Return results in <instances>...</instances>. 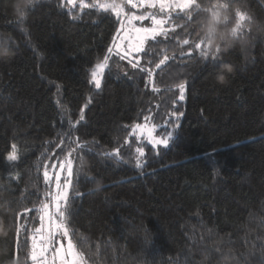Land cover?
I'll use <instances>...</instances> for the list:
<instances>
[{"label":"trees","instance_id":"trees-1","mask_svg":"<svg viewBox=\"0 0 264 264\" xmlns=\"http://www.w3.org/2000/svg\"><path fill=\"white\" fill-rule=\"evenodd\" d=\"M95 2L40 0L21 25L13 0H0V264H13L17 253L26 264L39 223L33 212L20 214L38 207L42 165L60 151L49 142L69 131L91 148L74 165L81 195L70 204L73 242L89 264H264V27L251 28L246 44L222 50L215 63L196 50L187 58L179 38L158 45L154 57L141 54L142 66L153 60L147 66L158 92L117 57L96 89L91 71L119 24L84 7ZM245 9L264 25V0H243ZM226 23L234 26L232 15ZM165 54L169 60L155 68ZM222 64L233 67L223 82ZM149 110L157 124L183 113L169 119L167 147L129 135L127 126L142 123ZM12 144L17 162L6 160ZM137 146L145 150L139 168ZM117 147L118 157L103 155ZM25 220L27 233L17 237Z\"/></svg>","mask_w":264,"mask_h":264},{"label":"snow or ice","instance_id":"snow-or-ice-1","mask_svg":"<svg viewBox=\"0 0 264 264\" xmlns=\"http://www.w3.org/2000/svg\"><path fill=\"white\" fill-rule=\"evenodd\" d=\"M40 0H19L17 4L18 20L21 25L26 23L30 11L34 10L35 5ZM68 4L75 6L77 0H67ZM83 3V0H81ZM203 0H121L111 3H95L84 7L99 8L106 14H111L118 22L119 28L116 31L115 38L111 46L106 48L105 55L95 63L91 71L90 83L96 89L102 85V77L106 69L109 68V62L113 57L121 61H127L132 69H139L141 75L147 76L145 87L152 88L153 92H158L153 82V70L147 65L152 64V59H145L144 65L141 64L143 54L144 58L154 57L155 49L165 41H177L187 47L184 55L191 59L195 58L193 50H196V57L205 63H215L219 60L220 48H211L205 43L200 35V25L211 16H218L223 7L232 10L234 26L232 32L238 37H245L251 31L248 27L254 17L242 10L243 0H225L224 3H209L202 6ZM240 4L241 7L236 5ZM130 6L129 11L125 7ZM136 9L155 10L143 11L137 14ZM77 17H73L76 19ZM150 22L149 26H136V22ZM182 21V23H181ZM257 27H261L257 25ZM27 33V29H23ZM169 55H163L155 63V68L159 69L161 65L166 64ZM231 73V72H229ZM179 95L178 100L185 99L186 82H181L177 86ZM90 102V99H89ZM175 103V102H174ZM87 107V104L84 105ZM182 112H171L163 123H153V116L149 114L143 116L142 123H135L129 127V135L135 137L140 144L147 143L153 148L159 145L167 147L172 139V131L169 128V119L171 117L182 116ZM84 119L81 113L76 124ZM178 127V125H175ZM157 129L162 134H157ZM62 137L52 143V146L59 149V153L53 151L46 159L48 163L42 165L43 185L45 190L37 192L38 207L25 208L24 215L28 212L36 214L39 227H32L30 236V249L26 252V264H89L90 257H86L85 252L78 250L73 242V234L70 230V217L72 215L70 204L71 200L79 197L81 194L74 188V182L79 183V176L74 171V165L81 160V153L85 150L91 151L89 142L81 141L79 137L69 131L65 134L57 133ZM128 144V139H125ZM11 151L6 156L8 162H17L20 157L17 152V146L12 144ZM120 148H115L114 152H104L103 155L111 157L119 156ZM136 167H143L140 158L144 157L145 150L142 146L135 147ZM16 179H19L18 177ZM19 219V217H17ZM29 222L25 220L16 226V235L19 237L21 230L27 233ZM29 237L26 234L25 244ZM19 243V240H17ZM13 264H18L19 254L13 256Z\"/></svg>","mask_w":264,"mask_h":264},{"label":"clouds","instance_id":"clouds-1","mask_svg":"<svg viewBox=\"0 0 264 264\" xmlns=\"http://www.w3.org/2000/svg\"><path fill=\"white\" fill-rule=\"evenodd\" d=\"M19 0H13V11L17 13V4ZM232 15V10L228 7H223L218 16H211L200 25V35L205 43L211 48L219 47L220 50H227L236 44H246V37H238L233 34L232 27L226 23L227 19ZM259 25L253 21L248 27L255 28ZM264 27V25H260ZM233 71V67L228 64H222L217 79L223 82L226 74Z\"/></svg>","mask_w":264,"mask_h":264},{"label":"rangeland","instance_id":"rangeland-1","mask_svg":"<svg viewBox=\"0 0 264 264\" xmlns=\"http://www.w3.org/2000/svg\"><path fill=\"white\" fill-rule=\"evenodd\" d=\"M99 2L100 3H105V2H107V3H111L112 2V0H99ZM116 2H121V1H116ZM125 11H129V10H127L126 8H125ZM136 12H137V14H140L141 12H143V11H155V10H145V9H142V10H135ZM141 24H143L144 26H149V24H150V22H148V21H143V22H136V26H141ZM116 34V33H115ZM114 38H115V36H114ZM113 38V39H114ZM111 46V45H110Z\"/></svg>","mask_w":264,"mask_h":264}]
</instances>
